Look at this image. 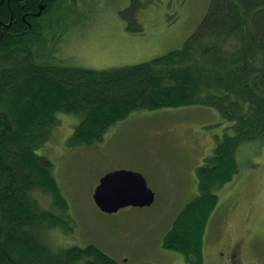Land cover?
Returning <instances> with one entry per match:
<instances>
[{
	"label": "rangeland",
	"instance_id": "obj_1",
	"mask_svg": "<svg viewBox=\"0 0 264 264\" xmlns=\"http://www.w3.org/2000/svg\"><path fill=\"white\" fill-rule=\"evenodd\" d=\"M133 1L58 0L49 11L45 9L41 20L49 26L48 35H32L43 43L44 62L89 70L148 62L182 48L211 3L138 0V20L144 30L133 32L127 29L128 19L122 18ZM54 114L56 126L37 149L54 164V184L32 195L40 207L54 213V223L62 220L47 234L53 251L95 244L118 264H194L183 253L168 249L165 239L184 208L201 194L199 169L215 154L219 141L231 134L220 113L207 105L135 111L96 140L89 139L88 130L76 134L80 116ZM28 118L20 114L17 120L24 125ZM236 162L237 172L214 189L219 202L208 218L202 264H264L262 144L240 145ZM122 169L146 178L157 195L153 206L128 207L116 214L97 208L93 194L99 181Z\"/></svg>",
	"mask_w": 264,
	"mask_h": 264
},
{
	"label": "trees",
	"instance_id": "obj_2",
	"mask_svg": "<svg viewBox=\"0 0 264 264\" xmlns=\"http://www.w3.org/2000/svg\"><path fill=\"white\" fill-rule=\"evenodd\" d=\"M27 6L36 10L37 0ZM17 7V23L0 39V264H118L95 244L54 252L46 239L62 220L54 223V213L32 195L54 184V164L37 149L56 126L55 112L80 116L76 134L88 130L89 139L96 140L135 111L207 105L229 123L231 134L199 169L201 194L188 203L165 239L168 249L202 264L208 218L219 202L214 189L237 172L240 145L259 142L264 148V0H211L182 48L105 70L44 62L43 43L26 34ZM140 7L134 0L122 14L130 31L144 30ZM1 11L0 18L8 20V7ZM20 114L29 116L24 125L17 120ZM55 196L61 203V196Z\"/></svg>",
	"mask_w": 264,
	"mask_h": 264
},
{
	"label": "water",
	"instance_id": "obj_3",
	"mask_svg": "<svg viewBox=\"0 0 264 264\" xmlns=\"http://www.w3.org/2000/svg\"><path fill=\"white\" fill-rule=\"evenodd\" d=\"M47 8H40L41 15ZM96 206L106 214L135 207L148 208L155 204L156 193L149 187L146 178L130 170H115L101 178L93 195Z\"/></svg>",
	"mask_w": 264,
	"mask_h": 264
},
{
	"label": "flooded vegetation",
	"instance_id": "obj_4",
	"mask_svg": "<svg viewBox=\"0 0 264 264\" xmlns=\"http://www.w3.org/2000/svg\"><path fill=\"white\" fill-rule=\"evenodd\" d=\"M28 1L29 0H0V17H2L1 13L4 14V11H1V10L4 9L6 6L8 7V11L10 14L8 20L5 18L4 19L0 18V39L5 38L8 30L11 29L14 22L17 23V20H16L17 13H18L16 10L18 8L17 6H20V10H22L20 21L26 24L28 27L26 34L31 35V36L34 35L35 37H37L36 36L37 34L41 36L48 35L49 26L48 24L41 23V20L44 18L43 17L44 12L47 9H49L48 7L49 6L51 7L53 5V3H51L52 0H37V8L34 11H30V10L28 11V6H27ZM44 5L47 6L46 10H44L41 15H37L38 13H40V8ZM66 32L67 31L64 30V34ZM231 252H233V249ZM232 259H234L233 256H232Z\"/></svg>",
	"mask_w": 264,
	"mask_h": 264
}]
</instances>
